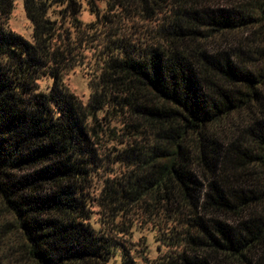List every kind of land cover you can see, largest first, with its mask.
Segmentation results:
<instances>
[{
  "label": "trees",
  "instance_id": "obj_1",
  "mask_svg": "<svg viewBox=\"0 0 264 264\" xmlns=\"http://www.w3.org/2000/svg\"><path fill=\"white\" fill-rule=\"evenodd\" d=\"M106 1L85 22L81 0H24L29 39L0 0V264H142L116 220L136 213L176 247L143 264H264V67L205 45L258 26L264 62V0ZM92 49L84 101L64 77Z\"/></svg>",
  "mask_w": 264,
  "mask_h": 264
},
{
  "label": "rangeland",
  "instance_id": "obj_2",
  "mask_svg": "<svg viewBox=\"0 0 264 264\" xmlns=\"http://www.w3.org/2000/svg\"><path fill=\"white\" fill-rule=\"evenodd\" d=\"M82 1V12L81 18L85 22H90L95 20V14L89 8L87 0ZM254 2V0H251ZM98 7L101 13H107V1L97 0ZM248 0H213V4L225 7L241 8L242 5H246ZM162 16L156 17L154 21H144L140 17H135L133 19H125L122 21V25L125 26L127 32L131 31H145L148 29L152 30L155 24L161 20ZM9 26L16 30L17 32L23 34L25 37L31 39L33 33L32 23L27 17L24 0H15V6L12 14L8 20ZM138 34V33H137ZM213 36L205 42L208 49H215L219 46L220 50L230 49L235 60L238 64H245L254 72L260 70L264 67V62H259L256 64H251L249 61L258 55L257 50L262 45L260 42L259 28L258 26H250L244 29L232 30L224 33L213 32ZM259 46V47H258ZM100 63L96 59L94 54V49L87 51V56L82 64L77 65L69 72L65 74V83L78 94L84 101H86L91 93V86L89 83L90 78L99 71ZM263 82L259 84L260 90L264 93V78ZM50 79H43L40 81L42 87H46L50 84ZM244 116V114H242ZM240 114H233L231 117L226 118L221 123V132L229 133L230 135L235 131L237 123H240ZM109 167L114 169H120L119 164L111 163ZM98 182V181H97ZM99 184V183H98ZM98 208H95L97 211ZM100 214L95 212L93 215V221L99 220ZM117 221H124L126 224L131 223L129 232L123 236V240L132 247L133 253L137 256L140 263L155 262L165 257L172 249L176 247L171 244L165 243L163 237H167L166 228L163 223L161 227L158 224V218H152L144 214H133L128 216H118ZM163 225V226H162ZM172 225V222H169ZM164 234V235H163ZM172 241V240H171ZM231 264H241L239 261H232Z\"/></svg>",
  "mask_w": 264,
  "mask_h": 264
}]
</instances>
